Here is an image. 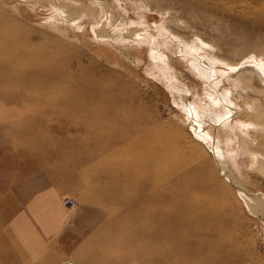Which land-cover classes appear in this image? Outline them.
<instances>
[{
	"label": "rangeland",
	"instance_id": "rangeland-1",
	"mask_svg": "<svg viewBox=\"0 0 264 264\" xmlns=\"http://www.w3.org/2000/svg\"><path fill=\"white\" fill-rule=\"evenodd\" d=\"M0 24L28 34L37 48L63 41L68 48L57 58L66 65L58 64L56 72L85 76L92 86L95 77L107 88L92 101L93 112L77 113L58 128L60 119L49 112L44 123L33 122L47 105L33 96L39 87L29 88L32 95L17 73L1 77L0 100L24 108L0 124V188L63 187L65 209H80L91 228L94 247L86 260L153 264V254L141 252L150 243L140 233L147 216L135 207L140 199L128 201L137 181L123 178L120 169L114 176L104 171L136 163L142 178L140 159L113 154L125 139L117 131L134 132L149 117L173 135L176 145L194 149L214 165L229 191L215 200L226 221L223 235L243 264H264V170L249 153L255 147L264 157V129L234 127L240 117L250 118L239 104L264 105V0H0ZM61 83L49 94L72 86ZM0 109L12 110L1 101ZM45 148L50 152L38 159L34 173L4 166V160L18 162L22 151L36 154ZM105 188L117 196L105 199ZM66 196H77L76 210L66 205Z\"/></svg>",
	"mask_w": 264,
	"mask_h": 264
},
{
	"label": "bare ground",
	"instance_id": "bare-ground-1",
	"mask_svg": "<svg viewBox=\"0 0 264 264\" xmlns=\"http://www.w3.org/2000/svg\"><path fill=\"white\" fill-rule=\"evenodd\" d=\"M88 10L91 11V8ZM106 13L107 11L105 15ZM63 43V41L60 42L57 47H46L42 44L40 48H37L29 42L28 34L22 36L15 32L13 27L0 24V79L10 73H17L19 82H24L28 86L27 92L30 91L29 88L39 87L36 95H33L32 92L29 93L36 96L40 102L45 100L47 103L43 109L38 111V115L33 121L35 124L44 123L47 112H49L55 118L60 119L61 123L57 127L63 128L73 122L75 114L93 112L96 106L92 101L100 100L106 93V86H103L100 80L95 77L91 79L92 86L90 80L84 78L85 76L77 78L67 72H56L58 64L63 62L66 65L64 61L57 58L58 54L66 53L68 47L65 45V48ZM261 67L263 70L264 66ZM64 81H71L72 86L62 87L61 91L63 92L58 95L49 94L47 91L49 88L59 87ZM88 91L91 92L88 93ZM243 104L244 106L239 104V107L243 111L245 110L250 118L243 120L240 117L234 127L243 129L255 125L264 129V105H256L253 100L245 101ZM15 107L17 110L16 108L12 110L0 109V118L8 114L9 111L14 113L20 107L21 111L24 108L22 104ZM108 118L106 116L105 120ZM253 118H257L258 122ZM258 119L262 121L260 122ZM145 121L147 123L149 121V123L140 127L139 125L134 126V132L130 133L127 127L117 131L125 139L119 142L118 151L113 154L119 156V159L125 154H129L133 159H140L144 163L142 178L137 177L141 166L136 163L117 168L108 166L104 169L112 176H114L113 173L117 174L120 169L123 178L136 180L138 183L129 193L128 201L133 202L140 199L135 207L140 214L147 216L149 222L147 226L141 228L140 233L148 238L150 243L142 247L141 252L153 254L150 260L153 264H243L240 256L238 255L237 258L234 249L230 247L233 245L231 239L225 237L226 221L220 219V211L215 200L229 191L215 172L214 165L212 166L206 156L199 153L197 155L194 149L186 150L182 148L183 146L176 145L173 135L168 130L161 128L160 124L154 120L148 117ZM49 126L52 127L53 124L49 123ZM260 135V141L264 144V131ZM130 137L131 140L128 139ZM230 137L232 139L231 134ZM41 142L43 144L44 140L42 139ZM33 152L32 149L22 151L17 156L18 162L14 163L29 167L23 170L26 174L34 173L37 169L38 159L50 151L45 148L41 153L33 154ZM258 152L255 147L249 149L252 161L258 163V166L264 170V157L262 158ZM106 153L108 152L106 151ZM51 154L57 155L58 152ZM6 161L13 164L9 160H4V162ZM148 188H150L149 192L146 191ZM105 189L103 191L105 199L109 200L118 194L113 189ZM66 261L74 264L71 259H66Z\"/></svg>",
	"mask_w": 264,
	"mask_h": 264
},
{
	"label": "crops",
	"instance_id": "crops-1",
	"mask_svg": "<svg viewBox=\"0 0 264 264\" xmlns=\"http://www.w3.org/2000/svg\"><path fill=\"white\" fill-rule=\"evenodd\" d=\"M0 101L3 108L14 109L13 103ZM12 112L1 117L0 124L19 116L20 112ZM4 166L17 167L19 172L27 169L8 161ZM63 192L53 183L32 190L0 188V264H63L71 256L74 264H140L130 259L119 263L102 257L86 260L94 247L90 225L80 209L72 213L65 209Z\"/></svg>",
	"mask_w": 264,
	"mask_h": 264
},
{
	"label": "built area",
	"instance_id": "built-area-1",
	"mask_svg": "<svg viewBox=\"0 0 264 264\" xmlns=\"http://www.w3.org/2000/svg\"><path fill=\"white\" fill-rule=\"evenodd\" d=\"M64 201H65L66 205L69 207V209L76 210L77 207L79 206V199L77 198V196L76 197L66 196L64 198ZM65 261H64V264H71V262L66 261V263H65Z\"/></svg>",
	"mask_w": 264,
	"mask_h": 264
}]
</instances>
